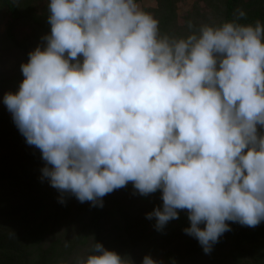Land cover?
Listing matches in <instances>:
<instances>
[{"label": "clouds", "instance_id": "clouds-1", "mask_svg": "<svg viewBox=\"0 0 264 264\" xmlns=\"http://www.w3.org/2000/svg\"><path fill=\"white\" fill-rule=\"evenodd\" d=\"M47 8L45 45L3 97L41 152L42 179L98 207L129 182L140 195L159 190L162 205L146 219L161 231L187 210L183 231L205 254L231 231L226 222L264 221V24H204L175 37L137 0ZM93 241L75 264H132Z\"/></svg>", "mask_w": 264, "mask_h": 264}, {"label": "rangeland", "instance_id": "rangeland-1", "mask_svg": "<svg viewBox=\"0 0 264 264\" xmlns=\"http://www.w3.org/2000/svg\"><path fill=\"white\" fill-rule=\"evenodd\" d=\"M15 2L25 16L23 25L17 27V38L32 51L37 46L43 48V37L50 33L48 0ZM137 3L158 20L161 34L169 36L186 37L201 25L218 26L225 22L226 0H137ZM164 3L169 8L160 12ZM240 11L245 16L237 19ZM259 13L264 14V0H237L232 21L245 24L244 19ZM7 20L8 15L0 4V264H75L77 257L89 255L92 245L88 205L52 188L41 178L45 162L40 150L26 143L3 103L4 95L15 94L24 79L20 70L21 57L5 37ZM257 129L258 133L264 131L259 125ZM113 198L126 212L130 224L126 225L124 219L107 206V200ZM102 199L107 201L103 223L108 250L127 257L132 264L137 261L141 264L146 255L160 264H170L166 260V253L172 246L169 240L180 239L177 231L171 228L176 221L168 222L161 231L155 230V219H146V214L156 205L143 202L156 199L155 204L161 206L159 190L140 195L129 182ZM245 228L258 235L253 227ZM257 249V260L250 262L264 264V242L259 246L257 243Z\"/></svg>", "mask_w": 264, "mask_h": 264}, {"label": "trees", "instance_id": "trees-1", "mask_svg": "<svg viewBox=\"0 0 264 264\" xmlns=\"http://www.w3.org/2000/svg\"><path fill=\"white\" fill-rule=\"evenodd\" d=\"M237 0H226L225 3V15L224 21H232V15L235 9ZM0 4L3 5L7 15L8 20L6 22L5 37L8 43L11 45L15 52H18L21 57L22 63H27L28 54L32 52L29 45L24 42L19 41L17 38V27L23 25L22 21L25 16L22 15L21 10L15 0H0ZM167 3H164L160 7L159 11L163 12L168 9ZM157 12V13H160ZM173 13H171L172 15ZM256 21H260L264 24V14H254L244 19L245 24H255ZM223 22V21H222ZM165 30V29H163ZM145 198V197H144ZM103 206H92L91 202H87L88 205V215L89 223L88 230L90 231L92 243L93 239L102 244L105 249L108 250L105 243V227L103 223V211L107 206L115 210L117 216H121L126 225L130 224V219L126 215V212L121 208L117 199H102ZM143 200L144 203L154 204L155 208L160 207L159 204L153 202H148ZM179 218L175 219V226L171 225L172 230L177 231V237H180L179 241L173 239L169 240L171 242V251H168L166 260L170 264H251V260L256 259V249L258 246L264 242V221L259 225L253 227L254 230L258 231V235L255 232H250L239 223L226 222L229 223L231 231L225 232L218 240L216 244L213 245L212 251L209 254H205L199 243H195L193 237L185 234L184 228L189 227V221L187 219V210H178ZM203 227V225H201ZM183 232V233H180ZM254 233V234H252ZM168 241V242H169ZM190 246L194 249H190ZM258 250V249H257ZM91 254V252L89 253ZM257 260V259H256ZM135 264H140L138 261Z\"/></svg>", "mask_w": 264, "mask_h": 264}]
</instances>
